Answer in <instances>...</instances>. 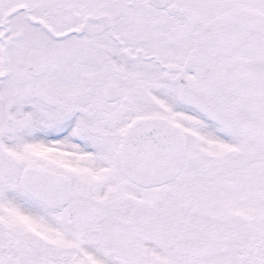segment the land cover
Masks as SVG:
<instances>
[{"label": "snow or ice", "instance_id": "obj_1", "mask_svg": "<svg viewBox=\"0 0 264 264\" xmlns=\"http://www.w3.org/2000/svg\"><path fill=\"white\" fill-rule=\"evenodd\" d=\"M0 264H264V0H0Z\"/></svg>", "mask_w": 264, "mask_h": 264}]
</instances>
